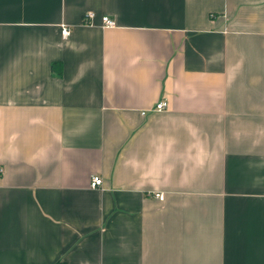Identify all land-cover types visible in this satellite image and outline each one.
I'll list each match as a JSON object with an SVG mask.
<instances>
[{
	"label": "crops",
	"instance_id": "crops-1",
	"mask_svg": "<svg viewBox=\"0 0 264 264\" xmlns=\"http://www.w3.org/2000/svg\"><path fill=\"white\" fill-rule=\"evenodd\" d=\"M0 167V264H264V0H0Z\"/></svg>",
	"mask_w": 264,
	"mask_h": 264
},
{
	"label": "built area",
	"instance_id": "built-area-1",
	"mask_svg": "<svg viewBox=\"0 0 264 264\" xmlns=\"http://www.w3.org/2000/svg\"><path fill=\"white\" fill-rule=\"evenodd\" d=\"M93 18H94V13L90 12L86 14L85 17H83V21H85L86 24H92ZM102 20H103V27H114L115 26V21L108 16H104ZM69 33H70V29L66 25L62 24L61 35L63 37H67ZM166 107H167L166 101H159L155 106V110H164L166 109ZM142 114L145 115L146 111H143ZM1 173H2V168L0 167V174ZM102 185H103V178L99 175H94L92 177L91 187L99 188V187H102ZM154 196L162 200L164 198V193L156 192Z\"/></svg>",
	"mask_w": 264,
	"mask_h": 264
}]
</instances>
